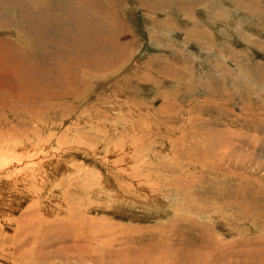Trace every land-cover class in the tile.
<instances>
[{"label":"rangeland","instance_id":"obj_1","mask_svg":"<svg viewBox=\"0 0 264 264\" xmlns=\"http://www.w3.org/2000/svg\"><path fill=\"white\" fill-rule=\"evenodd\" d=\"M0 72V264H264V0H0Z\"/></svg>","mask_w":264,"mask_h":264},{"label":"bare ground","instance_id":"obj_2","mask_svg":"<svg viewBox=\"0 0 264 264\" xmlns=\"http://www.w3.org/2000/svg\"><path fill=\"white\" fill-rule=\"evenodd\" d=\"M22 7H23V10H24V14L23 15H25L24 19H26V23H27V25H26L27 26V32H28L29 36H35L36 37V33L34 34L35 31L33 32L32 25L35 28L36 25L39 24V23L46 24L47 22L51 21L52 20V16L50 15V11L47 12L46 15L43 12V15L40 16V17H36L34 15L36 19L35 20L33 19L34 21L32 22V25H31L28 22V19H29V15L32 12L28 10L26 4L25 5L23 4ZM72 16H74V15H72ZM68 17H69L70 21L74 24L73 28L71 27L72 30L74 31V33L73 34L70 33V37L67 39L68 44L70 43L69 46H68V53L72 55V58L73 57H77L78 55H84L85 57L87 56L86 58L91 60V62H94V58H96V57L99 60V56H100L101 53H111L112 52V49L109 48V45L111 43L109 41H107L108 39H106V37H105V35H106L105 33L106 32H105V30L102 28V26L100 24L99 25L97 24L96 27L88 26V27L85 28L84 27V23H81L77 18H75V19L72 18L70 16V14H68ZM64 22H65V18L64 17L60 18V20H58V23H60L62 26H63ZM60 24H58V25H60ZM71 28H70V30H71ZM59 34L61 36H64V34H66V32H64V33L61 32ZM36 38H38V37H36ZM75 38H78L79 40L75 41L74 40ZM92 56H93V58H90ZM20 61H22V60H20ZM20 76H21L20 77L21 81L19 79V84L18 85H8V87L5 88L9 92V94H7L4 97L5 100H7L8 98H13V100H14V98L20 97V98H22V100L25 99L24 104L27 102V104L31 108V106H32L31 104L35 103L36 101L47 100V99L50 100V99H53V98H55L57 96L58 93L54 92V91H51L50 90L51 88L48 89V86L45 85V83H44V81H43V79H42V77L40 75H35V76L34 75H30V76L26 75V76H23V75L20 74ZM6 79H4V80H6ZM7 80H9V79H7ZM9 81H11V80H9ZM17 81L18 80L16 79L14 81V84ZM3 84H4V82H3ZM8 84H9V82H8ZM2 87L4 88V86H2ZM35 87L37 89H35ZM32 89L34 90V92H32ZM44 89L46 90V94H45L44 97H41V95H43V90ZM28 90L31 91V93H29ZM20 106H21V104H20ZM15 107H17V106H15ZM30 112H32V110H30ZM3 154L5 155L6 153H3ZM5 156H3L2 153H0V169L8 168V167L10 168L11 165H14V164L18 163V161H16V160L15 161L14 160L11 161L8 158V155L6 157ZM9 156H11V155H9ZM11 159H12V157H11ZM29 172H31V171H29Z\"/></svg>","mask_w":264,"mask_h":264}]
</instances>
